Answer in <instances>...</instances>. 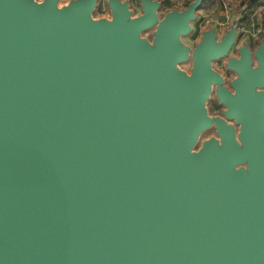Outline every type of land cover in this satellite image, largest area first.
<instances>
[{
	"label": "water",
	"instance_id": "water-1",
	"mask_svg": "<svg viewBox=\"0 0 264 264\" xmlns=\"http://www.w3.org/2000/svg\"><path fill=\"white\" fill-rule=\"evenodd\" d=\"M58 1L0 0V264H264V38L231 91L205 0Z\"/></svg>",
	"mask_w": 264,
	"mask_h": 264
},
{
	"label": "rangeland",
	"instance_id": "rangeland-1",
	"mask_svg": "<svg viewBox=\"0 0 264 264\" xmlns=\"http://www.w3.org/2000/svg\"><path fill=\"white\" fill-rule=\"evenodd\" d=\"M41 1V0H37ZM69 0H59V6L64 5ZM161 7L158 11L159 15H163L166 11L170 10L171 8H179L182 9L185 7V3L191 0H160ZM247 0H205L203 5L201 6V12L198 13L200 18H203L200 22L198 20L196 23H193V31L183 37V41L192 44L199 39V27H206V23L204 24V20L210 19L211 22L214 23H221L215 14H207L204 15V12L207 11L206 9H214V11L220 12L223 18L228 17L229 19L234 17L235 20L239 21V27H242V30L239 32L242 34L240 39L244 37L246 32L248 31H257V30H264V4L263 5H255L252 7H248L246 4ZM130 8L133 10L134 15H139L141 13V8L139 5V0H129ZM94 18L100 17H110V10L106 3V0H98L97 6L92 13ZM230 21V20H229ZM203 22V23H202ZM143 36L150 38L151 30L144 31L142 33ZM221 64H219V67ZM182 68L188 69L189 64L181 65ZM213 134L212 130H208L203 134V137H208Z\"/></svg>",
	"mask_w": 264,
	"mask_h": 264
},
{
	"label": "flooded vegetation",
	"instance_id": "flooded-vegetation-1",
	"mask_svg": "<svg viewBox=\"0 0 264 264\" xmlns=\"http://www.w3.org/2000/svg\"><path fill=\"white\" fill-rule=\"evenodd\" d=\"M219 20L220 21L222 20L223 22L215 23V24H212V25L211 24L207 25L208 27H213L215 29L217 38H219L221 36V34L228 27H230L235 21V19H233V18L229 19L228 17L222 18V19H219ZM203 27H199L200 29H198V31H199V39H200V35H201V29ZM241 36H242V34L239 32L238 35H237V38H236V40H235V42L233 44V46L230 49L229 55L227 57L221 58V59L213 62V68L215 70H217L223 76L224 85L227 86V88L229 90H231V91L233 89L230 86V81L235 77V74H234V72H232V71H230V70H228L226 68L227 58L229 56H236L237 57L238 56L239 47L242 45L243 42H246L249 50L251 51L253 64L256 65V60L254 58L253 53H254V50H255L256 46L258 45L259 41L262 38H264V31H261V30L248 31V32H246V34L244 35V37L242 39H240ZM199 39L196 42H198ZM196 42H194L192 44H188V43L187 44L192 46V48H193L194 44ZM183 64H189V68L188 69H184V68L181 67L185 71L189 72L190 66H191L190 62L182 63L181 65H183ZM219 64H221L220 65L221 67H219ZM205 105H206L207 112H208L209 115L223 117L222 112L224 110V106L219 103V101H218V99H217V97L215 95V87L214 86H212L211 93H210L209 98L206 101ZM227 122L231 123L234 126L235 132L237 133L238 132V125H236L233 120H228ZM208 130H212L213 131V134L208 136V137L216 136V131H215L214 127H211L210 129H207L206 131H208ZM202 138H207V137H203V135H202Z\"/></svg>",
	"mask_w": 264,
	"mask_h": 264
},
{
	"label": "crops",
	"instance_id": "crops-1",
	"mask_svg": "<svg viewBox=\"0 0 264 264\" xmlns=\"http://www.w3.org/2000/svg\"><path fill=\"white\" fill-rule=\"evenodd\" d=\"M207 11H205L204 12V15H207V14H215V16H217L219 19H222L223 18V16L220 14V12H215L214 11V9H206ZM199 12H201V8L200 9H198V11H197V15H198V13ZM204 18V17H203ZM203 18H200L199 16H198V19L200 20V22H201V20L203 19ZM233 19H235L234 17H232ZM239 30L241 31L242 30V27H240L239 28ZM264 31V30H263Z\"/></svg>",
	"mask_w": 264,
	"mask_h": 264
},
{
	"label": "trees",
	"instance_id": "trees-1",
	"mask_svg": "<svg viewBox=\"0 0 264 264\" xmlns=\"http://www.w3.org/2000/svg\"><path fill=\"white\" fill-rule=\"evenodd\" d=\"M190 1H187L185 3V7L187 6V4L189 3ZM247 6L250 8L252 6H255V5H263L264 4V0H247L246 2Z\"/></svg>",
	"mask_w": 264,
	"mask_h": 264
},
{
	"label": "built area",
	"instance_id": "built-area-1",
	"mask_svg": "<svg viewBox=\"0 0 264 264\" xmlns=\"http://www.w3.org/2000/svg\"><path fill=\"white\" fill-rule=\"evenodd\" d=\"M203 23V22H202ZM206 23V25H208V24H215L214 22H211L210 21V19H206V20H204V24Z\"/></svg>",
	"mask_w": 264,
	"mask_h": 264
}]
</instances>
